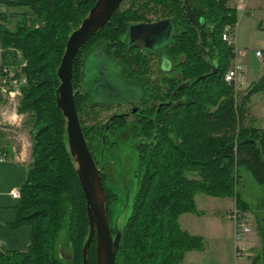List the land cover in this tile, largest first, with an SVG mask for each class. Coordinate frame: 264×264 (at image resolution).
Wrapping results in <instances>:
<instances>
[{"label": "trees", "instance_id": "trees-1", "mask_svg": "<svg viewBox=\"0 0 264 264\" xmlns=\"http://www.w3.org/2000/svg\"><path fill=\"white\" fill-rule=\"evenodd\" d=\"M95 1L0 0V66L26 78L18 112L26 115L24 126L31 138V161L19 188L15 219L9 223L12 228L28 225L30 241L24 250L0 244V264H66L56 253L62 228L71 264H82V245L88 233L85 198L68 150L65 119L55 101L56 69L69 33ZM124 3L127 5L122 7ZM187 3L197 27L187 18L185 0H123L73 61L74 105L98 166L92 136L101 139L105 132L115 134L127 129L128 121L112 115L107 124L95 121L86 126L84 115L116 102L90 95L88 51L94 44H102L104 55L122 65L127 77H136L145 85L143 78L159 54L146 52V46L136 42L127 45V31L135 29L134 25L166 21L158 35L147 37L153 38L155 47L170 62L171 76L162 77L159 86L147 87L139 111L142 116H134L136 185L114 264H183L187 251L203 249L202 237L182 229L178 218L196 212L194 197L198 193L233 198L235 206L246 211L247 203L237 190L240 168L264 192V128L245 118L246 99L264 93V74L237 101L233 84L224 79L235 58L234 47L222 38L225 32L234 33L236 9L229 0ZM150 13L157 18L149 19ZM13 17L16 23L10 28ZM213 67L215 72L210 74ZM99 173L109 213L115 195L100 168ZM258 232L262 248L251 263L264 264V227L259 226ZM95 258L93 237L88 264H95Z\"/></svg>", "mask_w": 264, "mask_h": 264}, {"label": "rangeland", "instance_id": "rangeland-1", "mask_svg": "<svg viewBox=\"0 0 264 264\" xmlns=\"http://www.w3.org/2000/svg\"><path fill=\"white\" fill-rule=\"evenodd\" d=\"M230 1L229 4L232 5ZM126 5L127 3H124L122 7ZM237 6L235 30L228 36L230 40L233 39L234 44L231 43V45L234 47V52L235 49L243 52L237 63L243 70V82L248 84L259 79L264 73V0H245L238 2ZM148 17L153 20L157 18L153 13L148 14ZM15 23L16 17H13L8 26L13 28ZM255 50H262V57L256 56ZM18 56H20L19 52ZM151 68L150 81H155L160 85L161 74L156 67H153L152 62ZM246 84L233 86L237 92V101L241 100L244 95L248 87ZM115 98L117 97H113V100ZM4 105L5 107L8 105L6 100ZM107 105L110 106L97 107L93 113L84 115L86 126L95 121L107 124V119L113 112H124L128 108L126 105ZM245 106L246 121L256 127L264 128V93H253L246 99ZM25 119L26 115L18 112L17 107V116L12 122L3 123L1 118L0 122L11 126L7 132L8 138L13 146L22 151L23 158L30 162L31 138L28 127L24 126ZM131 119V116L127 117V121L130 122ZM132 130L124 129L115 134L105 132L101 139L97 135L92 136L97 167L103 170L105 184L115 195V202L109 206V222L110 225L119 228L128 214L129 199L136 185L134 170L137 167L138 153L134 144L138 141V136ZM237 190L247 203L246 211H241L236 206L233 207V202L229 200V197H214L198 193L194 197L196 212L183 213L181 217L179 216L181 218L179 223L182 227L201 236L204 240L203 249L185 253L183 264H253L252 259L261 252L262 248L258 227H264V192L244 168H240ZM235 209L243 214L249 229L243 232L238 239L235 236L238 229L235 228L234 221L230 217ZM56 251L66 264H71V250L64 228L59 233Z\"/></svg>", "mask_w": 264, "mask_h": 264}, {"label": "water", "instance_id": "water-1", "mask_svg": "<svg viewBox=\"0 0 264 264\" xmlns=\"http://www.w3.org/2000/svg\"><path fill=\"white\" fill-rule=\"evenodd\" d=\"M122 1L96 0L94 2L80 24L69 33L60 63L56 69L59 84L55 90V101L65 119V135L68 150L85 198L88 233L82 245V264H88L87 251L93 237L95 239V264H114L124 222L120 228L109 225L110 216L107 210V199L99 168L96 166L83 136L74 105V92L71 85L72 65L81 46L95 32L109 22L110 17ZM185 4L188 20L193 26L197 27L198 22L187 0H185ZM165 24L166 21H159L151 24H138L133 27L138 28L144 35L150 36L151 33L158 35L166 27ZM87 61L88 58L86 64ZM214 72L215 67L212 68L210 74ZM97 82L99 86L101 81ZM132 112H135V110L133 109Z\"/></svg>", "mask_w": 264, "mask_h": 264}, {"label": "flooded vegetation", "instance_id": "flooded-vegetation-1", "mask_svg": "<svg viewBox=\"0 0 264 264\" xmlns=\"http://www.w3.org/2000/svg\"><path fill=\"white\" fill-rule=\"evenodd\" d=\"M138 29V28H137ZM128 29L126 35L127 45L132 46L133 43L143 44L147 48L146 52H158V57L152 56L153 67H156L159 71L161 80L162 77L171 76V64L168 59L160 52L158 47H155L152 37H147L146 34L140 32V30ZM200 35V34H198ZM103 53V46L100 44H94L93 47L88 51V61L86 64V73L88 76L89 83L87 84L88 91L91 96H104L109 100H113V97H117L113 103L116 106L126 105L127 111L124 112H113L110 116H131L132 119L128 121V131H135L136 121L134 116H142L139 112L143 107L145 100V93L147 87L159 86L155 81H150V71L143 78L145 85H142L136 77H127L125 68L119 63L114 62L110 57H107ZM152 69V68H151ZM154 69V68H153ZM101 81L98 86L97 81ZM161 84V81H160ZM94 90V91H91ZM113 100V102H114ZM135 112H132V110ZM107 129V127H106ZM121 133V132H120ZM110 225V222H109ZM112 225V224H111ZM110 225V226H111Z\"/></svg>", "mask_w": 264, "mask_h": 264}, {"label": "crops", "instance_id": "crops-1", "mask_svg": "<svg viewBox=\"0 0 264 264\" xmlns=\"http://www.w3.org/2000/svg\"><path fill=\"white\" fill-rule=\"evenodd\" d=\"M242 1L245 0H231L230 3H232V5H229L231 7H234L237 11V3ZM242 54V51L238 52V50L235 49V58L233 59L232 64L237 63L239 57ZM241 75L243 82V70L241 72ZM251 82L248 84L243 82V84L249 86ZM4 104L5 100H0V112L5 109ZM10 127L11 126L2 124V122H0V158H3L0 159V244L10 250H24L26 249L30 241V227L28 225H22L17 228H12L11 226H9V223L15 219L16 205L18 200V198H13L11 196V191L16 190L19 192V188L26 178L27 165L29 162L23 158L22 151L13 146L10 139L8 138L9 134L7 132ZM229 200L233 202L234 207L235 201L232 200V198H229ZM180 217L178 219L179 222L181 219ZM180 227L192 235H197L191 233V231H189L185 227H182L181 225Z\"/></svg>", "mask_w": 264, "mask_h": 264}, {"label": "built area", "instance_id": "built-area-1", "mask_svg": "<svg viewBox=\"0 0 264 264\" xmlns=\"http://www.w3.org/2000/svg\"><path fill=\"white\" fill-rule=\"evenodd\" d=\"M222 38L226 40L228 44L233 43V39L230 40L226 32L223 33ZM255 55L262 56V50H255ZM241 72L242 70L240 66L237 63H234L225 72L224 79L228 83H232L234 87L240 86L243 84ZM25 83L26 78L24 76H16L12 70L0 66V100H6L8 104L7 107L0 112V118L3 123H10L16 118L18 101L21 96V87ZM0 159L3 158L1 157ZM11 196L13 198H19V192L12 190ZM230 217L234 221L235 228L239 230L236 231V238L238 239L243 232H247L249 229L245 223L243 214L237 209L234 210Z\"/></svg>", "mask_w": 264, "mask_h": 264}]
</instances>
